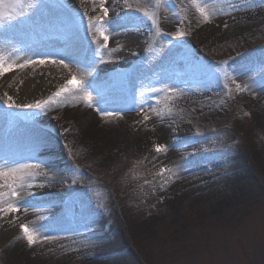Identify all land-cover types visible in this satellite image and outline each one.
I'll return each mask as SVG.
<instances>
[{
  "label": "rangeland",
  "instance_id": "rangeland-1",
  "mask_svg": "<svg viewBox=\"0 0 264 264\" xmlns=\"http://www.w3.org/2000/svg\"><path fill=\"white\" fill-rule=\"evenodd\" d=\"M92 1L23 0L22 15L0 27L5 59L19 52H55L51 59L57 63L63 59L85 69L77 80L89 82L95 93L103 91V104L119 100L121 107L112 113L135 114L123 139L96 144L85 136L82 122L72 119L76 100L67 93L63 106L9 107L46 100L69 80L61 69L55 76L23 73L24 67L10 71L0 85V161L10 164L20 157L33 164L30 157L44 155L34 163L46 172L34 177L36 186L20 194L17 207L48 210L42 217L50 231L44 234L47 246L18 245L17 227L35 222L0 212L6 217L0 220V264H264V0H231L240 6L235 12L224 0H160L159 8L156 0H104L115 3L106 34L122 43L119 51L128 57L123 68L115 67L108 47L103 61L94 63L102 37L93 39L99 33L88 31L87 19L102 10H92ZM195 4L211 15L208 22ZM245 6L250 11L244 13ZM138 9L155 14L159 34ZM36 18L53 24L50 33L58 25V36L22 40L20 30ZM173 55L174 75H151L154 64L161 66ZM93 63L95 72L88 75ZM173 79L186 92H201L202 99L170 108L160 116L163 130L149 133L152 126L143 122L148 113L140 114L141 109L162 92L151 89H163ZM237 84L247 90L238 91ZM144 131L149 135L139 138ZM173 141L176 160L192 167L188 175L171 176L173 162L155 151ZM162 168L167 171L160 174ZM77 234L85 237L82 243L54 246L60 240L52 237Z\"/></svg>",
  "mask_w": 264,
  "mask_h": 264
},
{
  "label": "bare ground",
  "instance_id": "bare-ground-1",
  "mask_svg": "<svg viewBox=\"0 0 264 264\" xmlns=\"http://www.w3.org/2000/svg\"><path fill=\"white\" fill-rule=\"evenodd\" d=\"M104 4L106 7H108V9L110 10H116V8L114 7L115 3L114 2H108V4L103 0ZM101 3V0H93L92 1V10L94 8H100L99 5ZM248 6H245L244 8H241V10H245V12L250 11L247 9ZM101 9V8H100ZM240 10V11H241ZM239 11V13H240ZM235 12V11H234ZM237 13V12H236ZM251 13V12H250ZM232 14V13H231ZM243 14V13H240ZM228 17L229 15L226 14ZM234 15V14H232ZM52 22V21H51ZM221 22V21H220ZM221 26L222 29H225V21L222 20L221 22ZM32 25H28L26 26L24 29L20 30V37L22 40H32V39H43V38H56L58 36V34L55 33L56 28H58V25H55L56 27H53L55 30H53L51 33L48 32V29H51V26H53L52 23H50V21H48V23H43L41 21V19L36 18V20L31 22ZM227 24V22H226ZM61 26V25H60ZM60 28H63L62 26ZM109 41L107 43V47L112 51L109 52L111 54V58L117 59V64H115V67H119L123 68V66H125L126 64V60H128V57L124 54V52H120L119 48H121L123 45L122 43H117L114 41V39L112 38V34L109 33ZM117 41L119 42V40L117 39ZM103 43V39H101V42ZM37 53H43V52H35L33 53L34 55ZM51 53H55V52H51ZM33 54H23L22 52L17 53L16 55H14V58H10L9 60L5 59L8 63H13V64H24L26 60L31 59V56H33ZM57 54L51 56V57H56ZM51 57L49 59V62L46 64H28L26 67H24L23 69V73H27V74H32V73H36L39 74V76H42L44 74H56V68H59L63 71V75L65 74V76L63 77L64 80L66 79H72L73 75L76 76V78H78L80 75H85L84 70L85 69H79L75 66H72L69 63H65V65H67V67H65L64 65H61L58 63L56 64H52L51 63ZM40 58H33L32 60H39ZM175 56L173 55V57H171L168 61H165L164 63H162V65L160 66V64H154L153 68L154 71L151 72V75L157 74V76H160V79H166L168 76L170 77L171 75L175 74V68H171L169 67L170 64H173V62L175 61ZM115 60V59H114ZM163 66H165L166 70H163L162 72H158L157 73V69H161ZM146 70V69H144ZM143 72H146L144 71ZM10 71L4 73V75L0 76L1 78V82L0 85L4 84V81L6 80L7 76H9ZM67 74V75H66ZM162 76V77H161ZM154 78H158V77H154ZM150 80V79H148ZM177 80L173 79L172 81H170L167 84V88L169 89H173L174 91L171 92H161L159 94V96L156 99H152L153 103L151 104V106H143V108H146L144 110H142V112H140V114L143 113H148L147 115L150 117V119L148 120H144L143 118V122L147 123V126H152L149 133H158L159 131L163 130V126L159 124L160 122V116L162 114H165L168 110H170V108L175 107L176 105H180L181 103H187V102H196L198 100L202 99V93L201 92H186L185 88L183 86H180L177 82ZM95 82V80H94ZM62 83H58L57 85L55 84V88H58L59 86H61ZM88 88L89 91L92 92V96H93V100H94V106L93 107H89L86 103L82 102V100H80V97L83 95V93L79 92V91H72L67 93V96L73 98L76 103L75 107L73 109L70 110V113L72 116V119L76 120V121H80L82 122V125H84L86 127V131L84 132L85 136H91L92 140L94 143H102L105 145L108 144H112L116 141H119L121 139H123L125 137V134L127 133V121L130 120V118L132 116H134L135 114H125V115H121V116H102L96 109L99 108L102 111H106V112H112L115 111L116 108H120L121 104L118 103V101H111V103H109L107 101V103L109 105L103 104V99H105V95H103V91L98 93H95L96 91H94V89L90 86L89 82L88 84H85ZM3 86V85H2ZM13 90H17V88H15L13 85L10 87ZM97 89V88H96ZM101 90V89H100ZM103 93V94H102ZM114 110H113V109ZM112 109V110H111ZM156 113H160L161 115H157ZM139 114V112L137 113V115ZM142 136H138L139 138L145 139L149 134L148 131H144L142 133ZM183 142V141H182ZM20 152H22L23 149V145H20ZM167 147H169V149H166L165 151L160 153V157L164 160L167 159V161L169 162H173L171 165V169L169 170V173L171 174V176H180V175H188L189 173H191L189 170L192 168L191 166H189L185 161H178L176 160V158L178 157L177 151H178V144L176 141L173 142H169L166 145ZM3 147L0 145V154L3 153ZM20 157L16 158V159H12L11 161H17L19 163H27V164H31L26 162L25 160L19 159ZM30 159L32 160L33 166H35L32 170L35 171L36 173H38V175H43L46 171H45V167L42 165H39L37 163L34 162H38L41 160H45V157L43 154H41L40 156H35V157H30ZM176 160V162H175ZM10 164L7 161H0V165H5L7 162V166L11 167L14 166L13 164ZM170 164V163H169ZM188 165V166H187ZM193 174H191L190 176H192ZM30 183L33 184V187L36 186V183H34L33 181H30ZM32 187V188H33ZM49 188V187H47ZM28 189L25 190H19L21 196L27 191ZM0 191H7V189H0ZM6 200V198H5ZM5 207V205H4ZM44 212H48V210H44V211H34V210H30V209H22L19 207V211H12V213L14 214L13 217H21L22 219L25 217H30L28 219H31L32 222H35L33 224V226L31 227V225H29V229L33 230L35 233H38L37 236V243H39L38 245H42L44 243H46L47 239H44L43 237L46 236L48 234V231H50V227H48V225L44 224V218L42 217V213ZM10 212H7V214H9ZM6 218V217H2L0 216V220ZM46 221V220H45ZM47 223V222H46ZM48 224V223H47ZM21 225H19L17 227L18 230V234L16 235L18 239H16L15 243H18V245L20 244H28L27 238L24 236V233L20 227ZM20 230V232H19ZM17 232V231H16ZM46 234V235H44ZM79 234V233H78ZM65 235L63 237H52L53 240H60V241H55L54 246L57 247V245L59 246H66V247H74L76 244H80L82 243L83 239L85 238L84 236L81 235ZM43 235V236H42ZM68 236V237H67ZM44 241V242H42ZM25 246V245H24ZM47 246V243H46ZM53 247V246H52Z\"/></svg>",
  "mask_w": 264,
  "mask_h": 264
},
{
  "label": "snow or ice",
  "instance_id": "snow-or-ice-1",
  "mask_svg": "<svg viewBox=\"0 0 264 264\" xmlns=\"http://www.w3.org/2000/svg\"><path fill=\"white\" fill-rule=\"evenodd\" d=\"M195 2V0H194ZM224 2L228 5V11H236L240 6L235 5L231 3V0H224ZM127 7L131 8V5L127 4ZM160 6V0H156V3L154 4V7L159 8ZM7 7L8 9H11L12 11H3L0 10V27L6 26V24H11L13 21L17 19L19 15H22V10L25 8V4L23 0H14L13 3L5 5L4 0H0V9H4ZM28 7H32V5H28ZM99 7L102 10V15L96 16V17H88L87 19V29L90 32L93 33H99V37L93 36L94 40L99 41V38L102 37L103 43L97 42L95 46V50L93 55L96 56V54H99L97 59L94 61V63H98L103 61L104 56V50L107 48V43L109 41V35L106 34L110 31V24L111 19L109 18V9L105 6L103 0H101V3ZM195 7L200 11L201 15L204 18L205 22H208L211 19V15L205 10L204 7H202L200 4H195ZM137 11L141 12L144 17L151 19L152 24L155 28V31L157 34L160 33L159 28V22L155 17L154 13H149L146 9H138ZM85 16H87V13H84ZM118 15V14H117ZM227 27V26H226ZM130 30L129 28H124V31ZM178 36H184L185 33L183 31L177 32ZM56 53H37L36 55H42L44 58L37 60L28 59L25 61L24 64H13L8 63L5 58L0 55V76L4 75V73L12 71L13 68L19 67L23 68L26 67L28 64H36L39 63L41 65L46 64L49 62V59L51 56L55 55ZM52 64H56L57 61L55 59H51ZM94 63L90 65L88 75H92L95 72V66ZM222 64H226V61H222ZM59 64L64 65L67 67V65L64 64V60H59ZM264 74V69H262V73ZM225 76L227 77V73L225 72ZM72 86V87H70ZM225 88L227 89V85H225ZM236 88L238 91H245L247 90L246 85H240L237 84ZM262 88H264V85H262ZM72 91H79L83 93V95L80 97V100L82 102L86 103L89 107L94 106V100L92 96V92L88 90L87 86L83 81H78L76 76L73 75L72 79L68 80L65 85L60 87L56 92H54L51 96H49L46 100L42 101H36L33 104L28 105H16L14 103L9 104V107H26V108H36V109H47L51 105L55 104L56 106H63L64 100L61 99L65 93H69ZM151 91L154 92H171L174 91L173 89H169L167 87L163 89H151ZM230 91V90H229ZM9 100H11V97H9ZM102 116H121L120 113H112V112H106L102 111L101 109H96ZM143 110V109H141ZM171 110H169L170 114ZM157 115H161L160 113H156ZM247 114V113H246ZM150 117L145 114L144 120H148ZM166 150V145H156L155 151L156 152H163ZM11 164L14 166H7V162L5 165H0V189H7V191H0V204H4L5 207H0V212H12V211H19V208L17 207V204L22 202L23 198L20 197V191L19 190H25V189H31L33 187V184L30 183L34 179V177L38 174L32 169L35 167L31 164L27 163H19L17 161H11ZM167 169H161L160 174H163ZM42 186V185H41ZM28 196L34 195L31 191L27 192ZM5 197H8V200H5ZM20 198L16 201V203L9 202L13 198ZM24 236L27 238L29 246L37 243V236L38 233H35L33 230H30L27 225H21L20 226ZM44 239H49V237L44 236Z\"/></svg>",
  "mask_w": 264,
  "mask_h": 264
}]
</instances>
